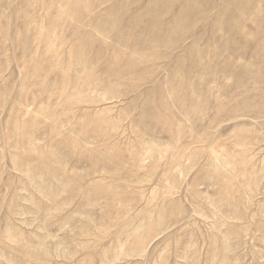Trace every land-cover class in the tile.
Masks as SVG:
<instances>
[{"label": "rangeland", "instance_id": "1", "mask_svg": "<svg viewBox=\"0 0 264 264\" xmlns=\"http://www.w3.org/2000/svg\"><path fill=\"white\" fill-rule=\"evenodd\" d=\"M0 264H264V0H0Z\"/></svg>", "mask_w": 264, "mask_h": 264}, {"label": "bare ground", "instance_id": "2", "mask_svg": "<svg viewBox=\"0 0 264 264\" xmlns=\"http://www.w3.org/2000/svg\"><path fill=\"white\" fill-rule=\"evenodd\" d=\"M110 33V32H109ZM107 35H108V33H107ZM148 37V36H147Z\"/></svg>", "mask_w": 264, "mask_h": 264}]
</instances>
